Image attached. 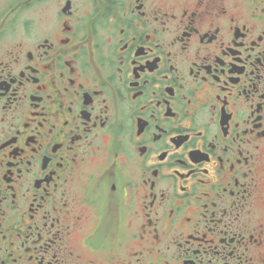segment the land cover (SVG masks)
<instances>
[{
  "label": "flooded vegetation",
  "instance_id": "af4514ba",
  "mask_svg": "<svg viewBox=\"0 0 264 264\" xmlns=\"http://www.w3.org/2000/svg\"><path fill=\"white\" fill-rule=\"evenodd\" d=\"M0 264H264V0H0Z\"/></svg>",
  "mask_w": 264,
  "mask_h": 264
}]
</instances>
